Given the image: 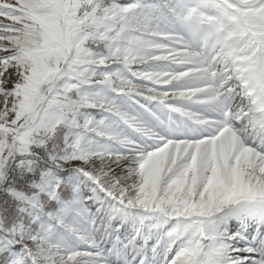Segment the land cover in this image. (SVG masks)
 I'll return each instance as SVG.
<instances>
[{
    "label": "snow or ice",
    "instance_id": "obj_1",
    "mask_svg": "<svg viewBox=\"0 0 264 264\" xmlns=\"http://www.w3.org/2000/svg\"><path fill=\"white\" fill-rule=\"evenodd\" d=\"M0 264H264V0H0Z\"/></svg>",
    "mask_w": 264,
    "mask_h": 264
}]
</instances>
